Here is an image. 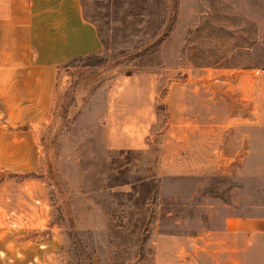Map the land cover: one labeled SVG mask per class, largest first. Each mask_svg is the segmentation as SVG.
Listing matches in <instances>:
<instances>
[{
    "label": "rangeland",
    "instance_id": "1",
    "mask_svg": "<svg viewBox=\"0 0 264 264\" xmlns=\"http://www.w3.org/2000/svg\"><path fill=\"white\" fill-rule=\"evenodd\" d=\"M82 2L102 49L0 100V219L34 264H203L190 237L264 211V0Z\"/></svg>",
    "mask_w": 264,
    "mask_h": 264
},
{
    "label": "crops",
    "instance_id": "2",
    "mask_svg": "<svg viewBox=\"0 0 264 264\" xmlns=\"http://www.w3.org/2000/svg\"><path fill=\"white\" fill-rule=\"evenodd\" d=\"M101 49L98 30L83 17L80 0H0V100L38 105L52 93L57 66ZM261 73L253 82L264 79V69ZM247 76L240 74L234 86L240 100L258 93L243 84ZM9 227L0 219V264H34L35 259L26 262L20 255L21 242ZM190 239V254L202 253L203 264H264V211L228 215L219 229Z\"/></svg>",
    "mask_w": 264,
    "mask_h": 264
},
{
    "label": "trees",
    "instance_id": "3",
    "mask_svg": "<svg viewBox=\"0 0 264 264\" xmlns=\"http://www.w3.org/2000/svg\"><path fill=\"white\" fill-rule=\"evenodd\" d=\"M80 5H81V9H82V14H83V17L85 18V20H87L88 22L94 24V22L85 14V12H83V9H84V6H83V2L82 0H80ZM95 25V24H94ZM96 26V25H95ZM97 28V26H96ZM99 34V33H98ZM94 54V53H93Z\"/></svg>",
    "mask_w": 264,
    "mask_h": 264
}]
</instances>
